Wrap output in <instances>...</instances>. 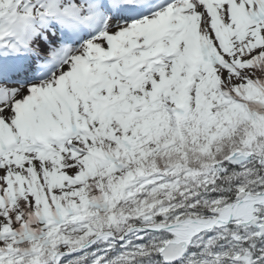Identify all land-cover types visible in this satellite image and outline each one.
Segmentation results:
<instances>
[{
    "label": "snow or ice",
    "instance_id": "6c2138e0",
    "mask_svg": "<svg viewBox=\"0 0 264 264\" xmlns=\"http://www.w3.org/2000/svg\"><path fill=\"white\" fill-rule=\"evenodd\" d=\"M0 264H264V0H0Z\"/></svg>",
    "mask_w": 264,
    "mask_h": 264
}]
</instances>
